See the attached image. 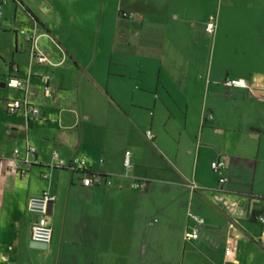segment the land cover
<instances>
[{"label": "crops", "instance_id": "0c3cea01", "mask_svg": "<svg viewBox=\"0 0 264 264\" xmlns=\"http://www.w3.org/2000/svg\"><path fill=\"white\" fill-rule=\"evenodd\" d=\"M22 30L61 64L33 61ZM11 76L26 87H0V264H264V0H0V83ZM12 100L39 117L7 114ZM28 146L37 164L26 169ZM54 153L112 186L82 187ZM46 191L53 239L41 250L27 203ZM189 213L205 222L191 242Z\"/></svg>", "mask_w": 264, "mask_h": 264}, {"label": "built area", "instance_id": "2783aa9c", "mask_svg": "<svg viewBox=\"0 0 264 264\" xmlns=\"http://www.w3.org/2000/svg\"><path fill=\"white\" fill-rule=\"evenodd\" d=\"M121 18L125 20H141L142 17L138 14L121 11ZM206 33L210 36L214 35L217 31V17L212 15L209 17L206 26ZM21 34L24 35L25 40L30 45V57L33 61L37 62L42 66H57L61 63H54L49 54L40 46L39 39L36 36V32H27L25 30L21 31ZM44 93L46 96L51 97L55 90L50 86V77L44 76ZM6 86L11 89H25L26 81L17 76H11ZM224 86L228 88H239L251 91L254 88L253 81L247 82L243 79H227L224 82ZM6 111L9 115H17L18 113H22L27 119L38 118L40 115V110L37 106L27 102L26 100H12L6 103ZM146 136L149 140L154 139V134L151 130L146 132ZM14 155L16 158L20 156V152L18 150L14 151ZM53 168L55 169H67L73 173H80V182L82 187L84 188H94L100 186H112L113 182L111 178L101 172L94 171H86V160L83 158H74L70 164L60 157L58 153H54L53 155ZM24 165L26 169H29L33 165L37 164V149L33 146L27 147L26 156L23 159ZM103 162V161H101ZM124 167L126 169H133L134 165L132 163L131 153L127 152L124 159ZM226 168V162L223 159L216 160L211 163V169L219 174V185L224 186L228 183L229 179L223 175V171ZM26 169L22 172H25ZM18 172V168L13 166L11 169V173L16 174ZM44 178H48L47 175H43ZM144 182H135L132 187L134 189H142L144 188ZM191 191H197L201 189L197 184L191 183L188 185ZM56 200V196L52 193L46 191L42 193V195L38 197H32L28 200L27 210L34 217V222L31 227V236L34 242L43 243L50 245L53 239V228L49 217V206L54 203ZM234 211V210H233ZM250 214L254 216V211L250 210ZM189 218H191L195 222V227L188 231L185 234L186 241H196L200 238V230L205 224L204 219L199 217L194 213H189ZM256 222L261 224L264 227V213L258 214L255 217ZM233 246H229L225 250V255L230 257L233 253Z\"/></svg>", "mask_w": 264, "mask_h": 264}, {"label": "water", "instance_id": "95a60500", "mask_svg": "<svg viewBox=\"0 0 264 264\" xmlns=\"http://www.w3.org/2000/svg\"><path fill=\"white\" fill-rule=\"evenodd\" d=\"M5 86H6L5 83H0V87H5ZM52 207H53V203L50 204V206H49V214H51ZM31 246L34 248H37V249H41V250H46L49 247V245H47V244L38 243V242H33L31 244Z\"/></svg>", "mask_w": 264, "mask_h": 264}]
</instances>
